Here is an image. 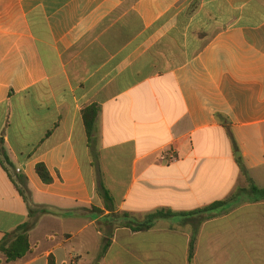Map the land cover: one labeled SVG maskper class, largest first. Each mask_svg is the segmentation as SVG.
<instances>
[{
	"label": "crops",
	"instance_id": "obj_1",
	"mask_svg": "<svg viewBox=\"0 0 264 264\" xmlns=\"http://www.w3.org/2000/svg\"><path fill=\"white\" fill-rule=\"evenodd\" d=\"M0 139L40 212L0 264H264V199L204 219L190 261L199 216L119 217L264 189V0H0ZM27 216L0 167V241Z\"/></svg>",
	"mask_w": 264,
	"mask_h": 264
},
{
	"label": "trees",
	"instance_id": "obj_2",
	"mask_svg": "<svg viewBox=\"0 0 264 264\" xmlns=\"http://www.w3.org/2000/svg\"><path fill=\"white\" fill-rule=\"evenodd\" d=\"M98 109L95 106L88 107L82 111V119L85 128V132L88 138L91 137L95 120L97 117ZM0 167L6 172L10 182L14 186L15 190L19 196L24 200L28 207V220L22 225L18 226L14 231L4 235L3 239L0 241V253L3 254L7 262H14L23 258L29 251L28 243V234L33 229L37 221V214L40 212L30 206V195L26 187V180L24 176L16 175L12 176L9 172L12 168V164L7 158V155L3 148V140L0 139ZM35 173L39 177L42 183L49 184L51 183V177L44 167L43 164H36ZM243 173H246L243 171ZM101 199L103 200L105 207L112 211V199L109 196V193L104 188L102 184L98 187ZM248 195L255 200L264 199V189H258L251 184L247 188H239L233 195H231L226 201H219L208 206H205L199 210L188 212V213H173L169 210H160L156 213L148 216V218L142 223H136L129 219L126 213L119 214L120 218L125 221L123 224L124 227L129 228L134 232H144L149 230L155 221L157 220H166L171 219L176 216L181 217H190V216H199L198 224L195 225L192 229L189 251H188V260L190 261L195 246V236L197 232L198 225L206 218L211 217L215 212L221 210L226 206L227 203L234 201L238 196ZM118 216V215H114ZM205 217V218H204ZM109 246L108 238H105L103 241V246L101 252L98 255V259L102 258L106 253ZM48 264H53L52 257L48 258Z\"/></svg>",
	"mask_w": 264,
	"mask_h": 264
},
{
	"label": "built area",
	"instance_id": "obj_3",
	"mask_svg": "<svg viewBox=\"0 0 264 264\" xmlns=\"http://www.w3.org/2000/svg\"><path fill=\"white\" fill-rule=\"evenodd\" d=\"M169 159L173 160V158H171V157H169ZM72 264H74V263H72Z\"/></svg>",
	"mask_w": 264,
	"mask_h": 264
}]
</instances>
